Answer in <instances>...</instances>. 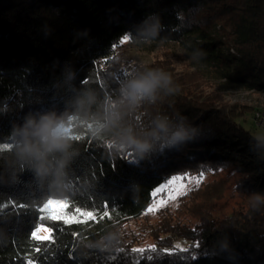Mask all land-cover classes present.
<instances>
[{"label":"trees","instance_id":"obj_1","mask_svg":"<svg viewBox=\"0 0 264 264\" xmlns=\"http://www.w3.org/2000/svg\"><path fill=\"white\" fill-rule=\"evenodd\" d=\"M150 16L161 25L155 37L142 29ZM125 35L177 44L227 83L264 92V0H0V264H264V139L241 122L252 108L203 91L188 68L164 71L171 84L154 99L121 103L139 75L117 51ZM48 113L64 121L68 147L48 154L49 172L37 176L19 130L28 115ZM177 131L190 139L172 145ZM201 173L224 179L202 177L189 193L209 194L198 221L170 215L145 234L154 244L140 248L155 252H132L140 240L125 223L170 177ZM226 181L240 201L216 216ZM50 199L94 219L51 224L53 240L37 253L29 233ZM177 237L187 247H173Z\"/></svg>","mask_w":264,"mask_h":264},{"label":"rangeland","instance_id":"obj_2","mask_svg":"<svg viewBox=\"0 0 264 264\" xmlns=\"http://www.w3.org/2000/svg\"><path fill=\"white\" fill-rule=\"evenodd\" d=\"M117 51L121 54L123 61L131 63L133 68H137L139 75L142 71V73H144L146 70L166 71L170 69L169 71L173 75H178L186 68L193 71H199L201 73L200 89L205 92L215 91L228 102L239 103L252 108L250 113L245 116L243 121H241L242 125L244 128L250 130L256 138L264 139V127L258 128L253 123L254 113L264 109V92H257L227 83L224 79L193 61L179 45L174 43L135 44L122 41L121 45L117 47ZM161 64L164 65L161 66ZM139 75L137 74L135 78H137ZM183 176L195 177L192 174H186ZM173 177L174 176L170 177L168 180L172 179ZM211 179L220 180L224 178L222 174L214 176L207 175L203 177V181H209ZM183 183H185L188 188L186 195L180 196L175 201H170L166 207L161 208L155 214L147 212V209L154 202V198L152 197L150 205L142 213V215H140L138 218L130 219L125 223V231L128 230V234L126 233V236H130L132 234L133 239L136 240L138 238L137 240H140L136 246L140 248L153 245V239L146 235L150 233L151 227H157L159 226V222L163 221L161 222V228L158 231L161 232V229H164L167 225L166 221L168 219L166 218H168L170 215H178L182 217L184 221H188L190 224L196 223L198 221V216L201 215L203 209H206L205 207L208 206L207 200L209 199V194H204L205 196L199 199V195L197 196V194H193L194 198L189 197V193L192 191V189L198 185L201 186L202 182L200 181L198 185L194 183L188 184L187 180H185ZM224 184L225 190L222 192V198L215 200L213 205L215 211L212 213L216 216L229 214L240 201L237 194L234 193L232 189H228L230 181H226ZM214 194L215 196L216 194L218 195V190H215ZM161 195L163 196L164 194ZM213 201L214 198L212 200V204ZM171 234H175V231H172ZM161 236L165 235L161 234ZM172 241V245L175 248L182 249L188 245V241H185L179 237Z\"/></svg>","mask_w":264,"mask_h":264},{"label":"clouds","instance_id":"obj_3","mask_svg":"<svg viewBox=\"0 0 264 264\" xmlns=\"http://www.w3.org/2000/svg\"><path fill=\"white\" fill-rule=\"evenodd\" d=\"M159 17H147L142 23V29L151 37H155L160 30ZM171 84V76L162 70H150L147 73L129 80L121 88V103L129 107L138 106L146 98H155V93L160 88H166ZM107 103L111 104L110 101ZM65 123L53 113L41 114L38 117L28 115L25 123L19 130L22 137L21 153L37 161V176H45L49 172L46 166L48 154L63 152L68 147V135L63 131ZM164 127L163 124L160 125ZM187 139L189 135L185 131H177L173 134L171 144L176 145ZM141 151H147L150 147L147 143H138ZM63 167V163L60 164ZM259 199V197H257Z\"/></svg>","mask_w":264,"mask_h":264},{"label":"snow or ice","instance_id":"obj_4","mask_svg":"<svg viewBox=\"0 0 264 264\" xmlns=\"http://www.w3.org/2000/svg\"><path fill=\"white\" fill-rule=\"evenodd\" d=\"M129 36L125 35L124 41H128ZM203 174L200 177H189V176H174L168 180L167 183L157 187L152 196L154 202L147 209L148 213L155 214L161 208L168 205L170 201L177 200L180 196L187 194V185L183 181L187 180L188 184H199ZM161 194H164L163 196ZM107 206V205H106ZM19 208H26L27 206L23 203L17 205ZM40 213L37 217V223L34 228L30 231L29 237L34 242V251L39 252L41 245L50 243L53 240L55 229L51 226L53 223L63 224L64 226H70L74 223H87L94 219V212L90 210H82L78 206H70L67 200H46L42 206L38 208ZM105 216L108 212L105 211ZM145 251L155 252V246L150 249L144 248H133L132 252L143 254ZM70 259L72 257H69ZM151 259V257H149ZM28 264H33L29 261ZM38 264V262H36Z\"/></svg>","mask_w":264,"mask_h":264},{"label":"built area","instance_id":"obj_5","mask_svg":"<svg viewBox=\"0 0 264 264\" xmlns=\"http://www.w3.org/2000/svg\"><path fill=\"white\" fill-rule=\"evenodd\" d=\"M148 71H150V70L144 71V73L140 74L139 76L147 73ZM253 123L258 128H263L264 127V109L254 113V115H253Z\"/></svg>","mask_w":264,"mask_h":264}]
</instances>
